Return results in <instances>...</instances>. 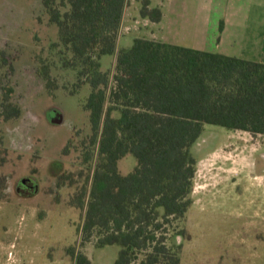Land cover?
<instances>
[{
	"label": "trees",
	"instance_id": "16d2710c",
	"mask_svg": "<svg viewBox=\"0 0 264 264\" xmlns=\"http://www.w3.org/2000/svg\"><path fill=\"white\" fill-rule=\"evenodd\" d=\"M126 2L43 0L58 38L39 73L50 92L90 87L84 164L92 169L76 198L81 241L119 246L114 264H179L180 246L167 240L192 202L190 148L204 124L264 135V63L145 38L118 48ZM142 14L160 17L146 7ZM104 55H115L112 71L102 69ZM11 94L12 87H0V123L20 116ZM4 151L0 139V166ZM129 153L136 166L124 175L117 164ZM4 181L0 176V201ZM73 261L91 264L82 252Z\"/></svg>",
	"mask_w": 264,
	"mask_h": 264
},
{
	"label": "rangeland",
	"instance_id": "374dc122",
	"mask_svg": "<svg viewBox=\"0 0 264 264\" xmlns=\"http://www.w3.org/2000/svg\"><path fill=\"white\" fill-rule=\"evenodd\" d=\"M57 38L43 0H0V87H12L20 108L18 118L0 123V264H74L76 252L91 264H114L120 249L81 241L76 198L92 169L84 164L90 87L47 89L40 61L52 60ZM113 64L112 55L102 56V69ZM50 72L61 84L58 70ZM190 152L192 202L167 240L180 246L179 264H264V135L204 124ZM117 166L128 174L136 159L126 154Z\"/></svg>",
	"mask_w": 264,
	"mask_h": 264
},
{
	"label": "crops",
	"instance_id": "0c3cea01",
	"mask_svg": "<svg viewBox=\"0 0 264 264\" xmlns=\"http://www.w3.org/2000/svg\"><path fill=\"white\" fill-rule=\"evenodd\" d=\"M135 38L264 63V0H127L117 47Z\"/></svg>",
	"mask_w": 264,
	"mask_h": 264
}]
</instances>
